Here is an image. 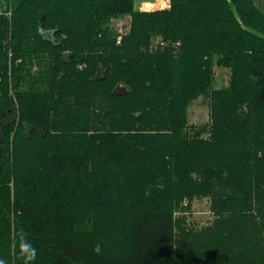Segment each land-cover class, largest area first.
<instances>
[{
  "label": "trees",
  "instance_id": "16d2710c",
  "mask_svg": "<svg viewBox=\"0 0 264 264\" xmlns=\"http://www.w3.org/2000/svg\"><path fill=\"white\" fill-rule=\"evenodd\" d=\"M134 5L0 0V259L24 229L34 264H264V0Z\"/></svg>",
  "mask_w": 264,
  "mask_h": 264
},
{
  "label": "rangeland",
  "instance_id": "374dc122",
  "mask_svg": "<svg viewBox=\"0 0 264 264\" xmlns=\"http://www.w3.org/2000/svg\"><path fill=\"white\" fill-rule=\"evenodd\" d=\"M171 0H134V10L141 12H153L170 9ZM148 10V11H147ZM111 28L118 34L117 43L121 44L123 37L128 35L131 29V17L123 16L111 20ZM120 40V41H119ZM158 38L153 43V47H158ZM231 70L215 65L213 68V86L215 89L227 87L230 82ZM188 121L190 126L202 127L211 123L210 101L204 96H200L188 108ZM187 205V201L185 203ZM211 202L208 199H198L192 203V209L187 210L183 215L187 218V224L193 227L208 226L213 220V213L210 208Z\"/></svg>",
  "mask_w": 264,
  "mask_h": 264
},
{
  "label": "clouds",
  "instance_id": "9594fccd",
  "mask_svg": "<svg viewBox=\"0 0 264 264\" xmlns=\"http://www.w3.org/2000/svg\"><path fill=\"white\" fill-rule=\"evenodd\" d=\"M12 247L22 264H34L38 256V249L32 243L27 231L20 229L16 232ZM0 264H7V261L0 259Z\"/></svg>",
  "mask_w": 264,
  "mask_h": 264
},
{
  "label": "built area",
  "instance_id": "2783aa9c",
  "mask_svg": "<svg viewBox=\"0 0 264 264\" xmlns=\"http://www.w3.org/2000/svg\"><path fill=\"white\" fill-rule=\"evenodd\" d=\"M120 41V40H119Z\"/></svg>",
  "mask_w": 264,
  "mask_h": 264
}]
</instances>
